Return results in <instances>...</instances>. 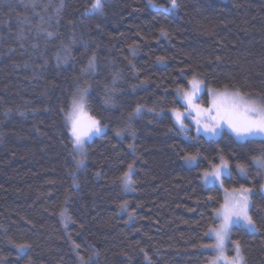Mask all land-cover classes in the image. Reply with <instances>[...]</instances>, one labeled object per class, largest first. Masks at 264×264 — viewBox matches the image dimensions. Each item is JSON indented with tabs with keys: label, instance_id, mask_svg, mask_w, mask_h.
<instances>
[{
	"label": "trees",
	"instance_id": "1",
	"mask_svg": "<svg viewBox=\"0 0 264 264\" xmlns=\"http://www.w3.org/2000/svg\"><path fill=\"white\" fill-rule=\"evenodd\" d=\"M93 2L0 0V264H206L223 194L200 178L221 157L259 229L228 246L264 264V139L184 137L169 113L193 78L203 105L210 89L264 104V0ZM80 90L103 131L78 158Z\"/></svg>",
	"mask_w": 264,
	"mask_h": 264
},
{
	"label": "snow or ice",
	"instance_id": "2",
	"mask_svg": "<svg viewBox=\"0 0 264 264\" xmlns=\"http://www.w3.org/2000/svg\"><path fill=\"white\" fill-rule=\"evenodd\" d=\"M172 8H175L176 0H171ZM103 10L102 0H94L89 12L100 13ZM162 59V58H161ZM93 61L89 62L92 66ZM203 82L193 78L188 81V89H177L181 96L185 111L173 109L175 123L181 132L187 134L188 125L186 118H191L197 134L203 133L209 139L219 136L225 129L231 132L237 140L264 139V104L245 98L238 91H224L210 89L207 106H202L199 101V93L202 91ZM140 111L139 108L136 110ZM66 123L69 126L71 139L76 149L83 150L84 145L94 135L102 131V125L94 115L90 114L85 104L84 94L81 92L74 95L70 109L65 114ZM119 134V133H118ZM195 155H188L185 160L193 162ZM79 163H82L80 161ZM264 166V160H258ZM133 165H128V171L123 175L125 184L131 183V171ZM228 169V161L223 157L218 165H213L211 171L203 173L206 183L218 182L224 187L223 177ZM243 171V167H241ZM225 197L223 204L215 210V219L218 225L208 230L207 235L214 237L215 243L211 247L217 252L212 264H243V256L240 253L239 242H235L236 255L229 258L225 255V242L230 239L234 227L244 228L248 231H259L253 215L250 214L251 202L249 194L251 189L244 187L233 188L231 192L224 189ZM19 247L23 248L24 245ZM78 247V246H77Z\"/></svg>",
	"mask_w": 264,
	"mask_h": 264
},
{
	"label": "rangeland",
	"instance_id": "3",
	"mask_svg": "<svg viewBox=\"0 0 264 264\" xmlns=\"http://www.w3.org/2000/svg\"><path fill=\"white\" fill-rule=\"evenodd\" d=\"M149 6L150 7H152V8H160L159 6H156L155 4H153V3H150L149 4ZM170 6L172 7V5H171V2H170ZM188 89V87L187 88H185V90H187ZM204 90V87H203V84H202V91ZM202 91L199 93V100H200V94L202 93ZM81 92H83V94L85 95V93H84V90H80L76 95H78V94H80ZM208 93H209V91H208ZM208 97H209V94H208ZM176 98H177V100L182 104V106H183V109H178V110H180L181 112H184L185 111V107H184V104H183V101H182V98H181V96L180 95H178V92L176 93ZM246 98V97H245ZM85 99V98H84ZM209 99H210V97H209ZM247 99H250V100H253V101H255L257 104H263L261 101H259L258 99H254V98H247ZM71 103H72V101H71ZM198 103H200L202 106H207V104L206 105H203L201 102H199L198 101ZM70 107H71V104H70ZM70 107H69V109H70ZM140 109V111L142 110V108H139ZM137 110V109H136ZM139 111V112H140ZM136 113H138L137 111H136ZM170 113V115L172 116V119H173V121H174V124H175V126H176V128L179 130V132L181 133V135L182 136H184V137H189L190 135H189V133H188V131L189 130H193L194 131V134L195 135H198L197 134V132H196V130H195V125L192 123V121H191V118H186L185 119V123L188 125V131H187V134H185V133H183V132H181L180 131V129H179V126L175 123V119H174V116H173V112H172V110L169 112ZM66 121V120H65ZM225 130H227V129H225ZM102 131H103V128H102ZM102 131H101V133H102ZM228 131V130H227ZM230 132V131H229ZM100 133V134H101ZM231 133V132H230ZM100 134H98V135H94L92 138H91V140L93 139V138H95V137H98ZM200 135H203L205 138H208L207 136H205L203 133H200ZM234 136V135H233ZM218 137V136H217ZM217 137H215L214 139H216ZM235 137V136H234ZM209 139V138H208ZM91 140H89V141H91ZM88 141V142H89ZM86 145V144H85ZM85 145H84V147H85ZM73 149H74V152H75V155H76V157H80L81 155H82V152H83V150L81 151V150H79V149H76L75 148V146L73 145ZM84 149V148H83ZM184 163L186 164V165H189V166H192V165H194L195 163H196V160L195 161H193V162H188V161H186V160H184ZM220 163V162H219ZM218 163V164H219ZM218 164H215V165H218ZM212 166L213 165H211L207 170L208 171H211V169H212ZM129 169H127V171H128ZM133 170V169H132ZM206 171V170H205ZM205 171H203L202 173H201V178H200V180H201V183L203 184V185H205V186H209V185H217L218 187H220V185H219V183L218 182H216V183H206L205 182V179H204V176H203V173L205 172ZM228 173H229V166H228V169H227V172H226V174L225 175H228ZM131 174H132V171H131ZM224 175V176H225ZM221 188V187H220ZM222 189V194H223V200H222V203L221 204H223V202H224V197H225V191H224V187L223 188H221ZM238 189V188H237ZM229 192H231V190L232 189H227ZM261 191L264 193V182H263V186L261 187ZM252 193V190H251V192H250V194ZM250 194H249V198H250ZM220 207V206H219ZM214 217H215V212H214ZM218 221V220H217ZM218 223H219V221H218ZM218 225V224H217ZM216 225V226H217ZM212 240H213V244L215 243V240H214V237H211L210 235H208ZM228 242H229V240H227L226 242H225V255L227 256V257H229V258H231V257H233V256H235L236 255V250H235V244H232L231 246H228ZM211 251H212V255L209 257V259H208V261L206 262V264H212V261L213 260H215V258H216V256H217V252L211 247ZM220 264H224V261H220Z\"/></svg>",
	"mask_w": 264,
	"mask_h": 264
}]
</instances>
